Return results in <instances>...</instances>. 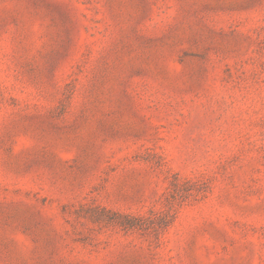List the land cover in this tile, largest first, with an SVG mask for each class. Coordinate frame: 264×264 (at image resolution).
<instances>
[{
  "label": "rangeland",
  "instance_id": "1",
  "mask_svg": "<svg viewBox=\"0 0 264 264\" xmlns=\"http://www.w3.org/2000/svg\"><path fill=\"white\" fill-rule=\"evenodd\" d=\"M0 264H264V0H0Z\"/></svg>",
  "mask_w": 264,
  "mask_h": 264
}]
</instances>
